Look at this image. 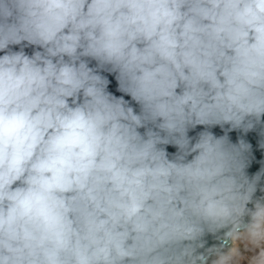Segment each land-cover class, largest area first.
Instances as JSON below:
<instances>
[{"label":"clouds","instance_id":"obj_1","mask_svg":"<svg viewBox=\"0 0 264 264\" xmlns=\"http://www.w3.org/2000/svg\"><path fill=\"white\" fill-rule=\"evenodd\" d=\"M0 264H264V0H0Z\"/></svg>","mask_w":264,"mask_h":264}]
</instances>
